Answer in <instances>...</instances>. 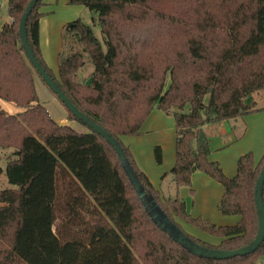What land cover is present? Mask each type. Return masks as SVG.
<instances>
[{
    "label": "trees",
    "instance_id": "1",
    "mask_svg": "<svg viewBox=\"0 0 264 264\" xmlns=\"http://www.w3.org/2000/svg\"><path fill=\"white\" fill-rule=\"evenodd\" d=\"M29 1L9 0L11 22L0 29V98L22 108L12 114L0 106V149L14 148L5 170L10 186L0 188V242L10 241L0 264H257L264 242L251 254L215 259L174 241L146 212L115 148L93 129L80 131L51 116L19 33ZM169 1L163 10L156 8L159 0H69L97 14L102 39L83 19L68 22L64 44L79 43L82 51L71 46L59 77L40 47L43 0L29 16V41L72 102L119 139L170 218L205 246L236 249L258 232L254 189L264 156L257 162L252 152L244 154L230 177L210 159L204 126L257 110L251 99L264 90V0ZM85 53L94 65L88 80L80 75ZM156 107L176 120L170 171L176 190L191 187L196 172L208 174L224 186L219 209L239 216L236 223L192 216L178 193L156 188L138 167L123 137L139 134ZM154 151L162 163L161 146ZM179 220L214 239L192 235Z\"/></svg>",
    "mask_w": 264,
    "mask_h": 264
},
{
    "label": "crops",
    "instance_id": "2",
    "mask_svg": "<svg viewBox=\"0 0 264 264\" xmlns=\"http://www.w3.org/2000/svg\"><path fill=\"white\" fill-rule=\"evenodd\" d=\"M0 6L6 7L9 15V0H0ZM39 12L43 14L39 19V41L43 58L54 75L59 77L64 26L72 20L86 18L91 13L85 5L71 4L69 0H43ZM9 22H11L10 15ZM37 75L35 74V82L38 92ZM47 98L49 103L60 106L59 98L55 93L49 94ZM251 100L256 104L257 110L204 126L211 143L210 159L219 161L224 172L230 177L236 175L238 161L244 154L252 152L257 162L264 156V90L253 94ZM259 103L262 106L259 107ZM68 114L67 109L64 108L60 110L58 118L52 117L61 124L74 126V121ZM75 128L86 131L79 127ZM176 139L174 115L156 107L144 122L141 132L123 137V142L129 147L138 167L147 174L154 186L163 189L165 193L173 195L178 193V196L186 202L192 216L208 218L219 225L236 223L239 216L225 215L220 211L219 203L224 194V186L208 174L196 172L191 187L181 186L178 191L176 187H172L174 183L172 185L170 182V179L172 181L170 171L176 162ZM157 145L161 146L163 151V161L160 164L157 163L154 151ZM179 222L182 225L185 223L181 220ZM189 226L190 229L183 226L187 232L202 238L206 236L207 239H214L195 226L190 224Z\"/></svg>",
    "mask_w": 264,
    "mask_h": 264
},
{
    "label": "water",
    "instance_id": "3",
    "mask_svg": "<svg viewBox=\"0 0 264 264\" xmlns=\"http://www.w3.org/2000/svg\"><path fill=\"white\" fill-rule=\"evenodd\" d=\"M40 0H30L23 12L19 33L25 52L41 78L57 94L60 101L72 112L76 118L87 127L101 134L117 151L121 164L133 184L135 190L141 199L146 212L151 216L153 221L166 232L174 241L182 245L188 251L205 258L226 259L239 255H247L255 252L264 242V165L261 168L260 175L256 181L254 189V198L258 215V232L256 237L248 244L236 249H222L205 246L188 235L175 221H173L163 207L156 200L155 196L149 193L144 184L138 177L133 165L119 141L112 133L102 125L93 120L89 115L83 112L62 90L57 81L49 74L46 68L37 58L28 37L27 23L30 14Z\"/></svg>",
    "mask_w": 264,
    "mask_h": 264
},
{
    "label": "rangeland",
    "instance_id": "4",
    "mask_svg": "<svg viewBox=\"0 0 264 264\" xmlns=\"http://www.w3.org/2000/svg\"><path fill=\"white\" fill-rule=\"evenodd\" d=\"M171 6H172V3L169 0H159V2L156 4L157 9H163V10L168 9ZM89 11L91 14L88 17H86V18L82 17L81 19H83L85 22L91 24L94 28L95 34L100 39H102L101 28H100L98 23L96 25H94V21H93L97 17V14L92 12L90 9H89ZM184 12L190 15V13H192L190 6H188L186 8V10H184ZM7 22H9V15H8L7 9H6V7L0 6V26L4 25ZM73 45L75 47V50L82 51V45L81 44H79V43L74 44L73 42L69 41L66 45L65 44L63 45V49L61 51L62 54H60L59 61L61 60V58L66 57V55L71 52V46H73ZM84 55H85L86 63H85L83 70L81 71L80 75H81L82 79L88 80L90 75L92 74V72L94 70V65L92 63L90 55L88 53H85ZM37 77H38L37 78V80H38V92H39L41 102L44 103V105L48 107L51 116H53L54 118H58L60 110L66 108V107L64 106V104L62 102H60V99L58 100V103L60 106H55L54 104L48 102L47 97L49 96V94H52L54 92L43 80H41V77L39 75H37ZM0 106L12 114H18L22 109L21 107L17 106L15 103L10 102V101H6L2 98H0ZM258 106L259 107L262 106L261 103H259ZM187 111H188V109H187ZM68 113H69V111H68ZM68 116L72 121H74L73 125L75 127H79L80 129H86V130L88 129V127L86 125L80 123L76 119H73V116L70 115V113L68 114ZM13 150H14V148L0 149V169H1V171H0L1 172L0 173V188H6V187L10 186L5 170H6V167L8 164V159H7L8 155H11ZM170 182H172L171 179H170ZM172 185H173V182H172ZM172 187L175 188L176 187L175 184ZM183 226L186 229H190L189 223H183ZM203 238L206 239V236H204ZM9 246H10L9 239H6L3 242H0V260H1V258L4 257L5 251L9 248ZM257 264H264V257L259 258Z\"/></svg>",
    "mask_w": 264,
    "mask_h": 264
}]
</instances>
